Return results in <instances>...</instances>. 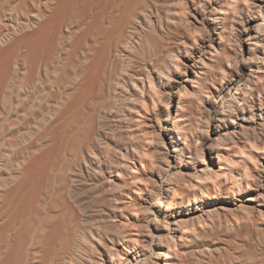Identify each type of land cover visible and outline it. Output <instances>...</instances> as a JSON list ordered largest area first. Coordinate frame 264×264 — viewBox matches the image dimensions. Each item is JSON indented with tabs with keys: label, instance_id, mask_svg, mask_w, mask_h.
Masks as SVG:
<instances>
[{
	"label": "bare ground",
	"instance_id": "obj_1",
	"mask_svg": "<svg viewBox=\"0 0 264 264\" xmlns=\"http://www.w3.org/2000/svg\"><path fill=\"white\" fill-rule=\"evenodd\" d=\"M263 17L0 0V264H264Z\"/></svg>",
	"mask_w": 264,
	"mask_h": 264
},
{
	"label": "rangeland",
	"instance_id": "obj_2",
	"mask_svg": "<svg viewBox=\"0 0 264 264\" xmlns=\"http://www.w3.org/2000/svg\"><path fill=\"white\" fill-rule=\"evenodd\" d=\"M263 21H264V17L261 18L258 23H261ZM248 38H249V34L245 35V37L243 38V42L242 43H243L244 46H246V43L245 42L247 41ZM241 69H242V72L245 73V68L244 67H241ZM244 77H245V75H244ZM217 169H219L218 166H217Z\"/></svg>",
	"mask_w": 264,
	"mask_h": 264
}]
</instances>
